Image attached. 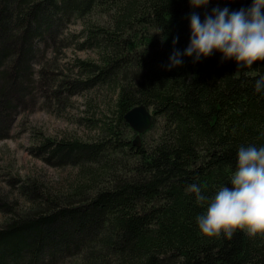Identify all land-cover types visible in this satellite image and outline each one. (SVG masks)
I'll return each mask as SVG.
<instances>
[{"label":"trees","instance_id":"16d2710c","mask_svg":"<svg viewBox=\"0 0 264 264\" xmlns=\"http://www.w3.org/2000/svg\"><path fill=\"white\" fill-rule=\"evenodd\" d=\"M252 2L210 0L193 9L189 0H0V139L11 137L17 106L39 79L48 104L86 92V119L96 129L82 139L33 128V153L77 168V176L65 192H51L35 177L10 174L31 206L0 196V264L68 256L78 264H264V236H204L197 217L207 203L187 191L197 184L210 201L231 187L239 148L264 147V91H255L264 61L239 68L213 52L167 70L174 47L189 44L193 11L203 22L215 7L232 12ZM49 46L57 57L73 47L96 58H75L73 75L47 73ZM98 87L113 99L108 114L87 93ZM142 104L154 122L136 144L125 115Z\"/></svg>","mask_w":264,"mask_h":264},{"label":"clouds","instance_id":"9594fccd","mask_svg":"<svg viewBox=\"0 0 264 264\" xmlns=\"http://www.w3.org/2000/svg\"><path fill=\"white\" fill-rule=\"evenodd\" d=\"M210 0H189L193 9L206 7ZM190 40L181 52L175 49L169 56L167 70L183 65V57H209L213 52L223 60L234 59L239 68L250 69L264 61V0H253L247 9L230 12L227 7H215L201 22L196 12L190 14ZM173 39V45L178 43ZM255 91H264V76L255 82ZM231 187H221L209 201L201 186L192 184L187 191L195 195L197 204L206 211L197 217L200 232L206 237L223 234L229 240L237 231L249 237L264 236V147H240L237 166L230 178Z\"/></svg>","mask_w":264,"mask_h":264},{"label":"rangeland","instance_id":"374dc122","mask_svg":"<svg viewBox=\"0 0 264 264\" xmlns=\"http://www.w3.org/2000/svg\"><path fill=\"white\" fill-rule=\"evenodd\" d=\"M80 26L81 25L78 23L71 26L70 29H79ZM61 52L57 57L52 47H48V51L45 54V62L47 65L43 63L45 72L49 73L54 70L55 72L62 73L61 75H73L74 73L72 70L76 71V69L72 67L73 64L71 62L75 58L86 60L96 58L95 51L90 49L77 50L73 47H66L63 48ZM48 57L50 58V62H47L49 59ZM34 68L37 70L39 65L34 66ZM39 80L38 83H34L35 86L28 92L29 95L25 96L24 101L18 104V111L15 115L13 114L14 122L11 137L0 139V193L2 192L0 196L2 198L6 197L8 200L18 199V205L20 207H26L27 205L31 206V203L28 199L25 200L18 195L16 188L9 183L10 174L23 178L30 176L33 178L35 177L44 183L43 187L45 189L51 192H65L69 189L73 179L77 176V168H73L72 166H53L46 163L40 154L33 153L31 149H33L37 143V140H35V137L32 135L34 127L37 131H40L42 135L59 138L68 135L70 137L75 136L82 139H89L96 133V129L89 126L86 119L92 114L90 111L86 112V92L71 97L67 105L64 106L57 105L53 99L51 100V104H48L43 96L44 92L42 91L45 81ZM51 84L52 82H49L47 84V89H45L49 93H54L52 90L55 89V87ZM87 93H94L92 96L96 101L97 110L99 112L106 114L110 113V109L113 106V99L110 95V91L106 88L98 87L94 89V92L89 91ZM135 133V137H132L134 141L139 135L138 132L135 131ZM144 133L140 134L141 138ZM34 207L37 208L38 206L34 204ZM3 216L4 213L0 210V220ZM74 258L75 257L70 258V256L61 257L56 260L54 264H78V261H74ZM49 263L50 262H46V264Z\"/></svg>","mask_w":264,"mask_h":264},{"label":"water","instance_id":"95a60500","mask_svg":"<svg viewBox=\"0 0 264 264\" xmlns=\"http://www.w3.org/2000/svg\"><path fill=\"white\" fill-rule=\"evenodd\" d=\"M125 119L139 133L135 140V143L139 144L141 142L140 134L152 126L154 115L146 105L142 104L129 110L125 115Z\"/></svg>","mask_w":264,"mask_h":264}]
</instances>
